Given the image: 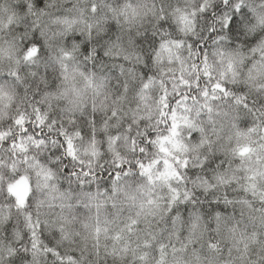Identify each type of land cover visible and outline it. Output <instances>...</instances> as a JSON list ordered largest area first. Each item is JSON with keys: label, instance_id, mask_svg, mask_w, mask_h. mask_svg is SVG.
Instances as JSON below:
<instances>
[{"label": "clouds", "instance_id": "1", "mask_svg": "<svg viewBox=\"0 0 264 264\" xmlns=\"http://www.w3.org/2000/svg\"><path fill=\"white\" fill-rule=\"evenodd\" d=\"M0 264H264V0H0Z\"/></svg>", "mask_w": 264, "mask_h": 264}]
</instances>
